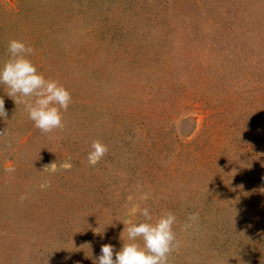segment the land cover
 Listing matches in <instances>:
<instances>
[{"label":"rangeland","instance_id":"1","mask_svg":"<svg viewBox=\"0 0 264 264\" xmlns=\"http://www.w3.org/2000/svg\"><path fill=\"white\" fill-rule=\"evenodd\" d=\"M12 38L72 102L45 133L0 85V264L115 258L144 207L168 264H264V0H0Z\"/></svg>","mask_w":264,"mask_h":264},{"label":"clouds","instance_id":"2","mask_svg":"<svg viewBox=\"0 0 264 264\" xmlns=\"http://www.w3.org/2000/svg\"><path fill=\"white\" fill-rule=\"evenodd\" d=\"M33 52L34 49L23 39H10L7 59L0 61V85L6 87L7 94L16 104L25 103L34 126L47 133L64 127L62 110L67 111L72 95L65 85L38 70L31 59ZM6 116L4 101L0 100V117ZM5 134L6 130H0V135ZM107 151L106 144L94 140L88 152L89 163L96 164ZM140 211L144 220L134 223L123 221L127 228V240L122 239L123 245L115 252V258L113 245L103 244L98 264H168L169 255L180 245L174 229L175 214L169 211L153 219L149 207ZM196 215H190L189 219H194Z\"/></svg>","mask_w":264,"mask_h":264}]
</instances>
